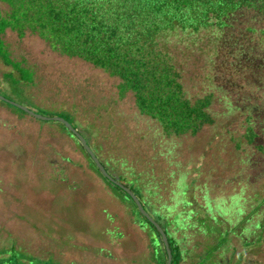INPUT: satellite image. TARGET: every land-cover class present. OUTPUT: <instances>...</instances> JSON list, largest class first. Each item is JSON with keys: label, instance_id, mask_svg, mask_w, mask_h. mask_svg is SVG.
<instances>
[{"label": "rangeland", "instance_id": "rangeland-1", "mask_svg": "<svg viewBox=\"0 0 264 264\" xmlns=\"http://www.w3.org/2000/svg\"><path fill=\"white\" fill-rule=\"evenodd\" d=\"M3 38L34 79L12 84L0 59V95L66 118L113 177L137 181L153 212L173 221L183 211L180 229L167 230L180 264H264V10L243 7L223 29L161 39L186 95H212L214 122L180 136L141 114L131 92L121 97L120 79L104 69L37 34L7 29ZM102 175L57 120L0 99V264H75L94 247L153 264L133 202Z\"/></svg>", "mask_w": 264, "mask_h": 264}, {"label": "trees", "instance_id": "trees-1", "mask_svg": "<svg viewBox=\"0 0 264 264\" xmlns=\"http://www.w3.org/2000/svg\"><path fill=\"white\" fill-rule=\"evenodd\" d=\"M0 1L9 7L6 11L0 9V59L13 69L6 74L12 84L32 83L34 73L22 61L11 57L3 35L7 29L15 31L20 38L28 32L37 34L52 49L69 57L81 58L118 77L119 95L123 97L131 92L139 112L158 122L168 136L196 134L205 125L212 124L214 117L210 112L212 95L195 99L186 95L180 71L169 52L161 46V39L176 31L197 33L211 27L223 29L228 26L230 17L243 7L264 10V0ZM59 123L72 134L65 124ZM247 136L252 141L254 132L251 127ZM84 137L91 146L89 136ZM91 148L97 152L96 148ZM259 149L264 151V146ZM100 161L109 172L108 164ZM104 178L133 202L138 213L135 219L148 232L151 245L157 252L158 264H166L167 252L155 226L141 214L124 190ZM114 178L132 189L167 235L170 225L180 229L178 221L185 214L183 211L170 221L150 209L148 198L139 190L134 178ZM168 240L172 250L170 264H180V244L175 243L173 236L168 235Z\"/></svg>", "mask_w": 264, "mask_h": 264}, {"label": "water", "instance_id": "water-1", "mask_svg": "<svg viewBox=\"0 0 264 264\" xmlns=\"http://www.w3.org/2000/svg\"><path fill=\"white\" fill-rule=\"evenodd\" d=\"M0 99L11 104L14 105L20 109H22L23 111L33 115L36 118L42 119V120H47V119H55L59 122H62L63 124H65V126L68 128V130H70L73 134L74 137H76V139L78 140V142L82 145V147L85 149V151L87 152V154L91 157V159L94 161V163L96 164V166L98 167V169L100 170V172L108 179L110 180L112 183H114L115 185H117L118 187H120L122 190H124L130 197L131 199L134 201V203L136 204L138 210L141 212V214L143 216H145L156 228V230L159 232L161 239L163 241V244L165 246L166 252H167V262L166 264H170L172 261V250L169 244V240H168V235L165 232L164 228L161 226V224L155 219V217L153 215H151L146 208L142 205V202L140 201V199L137 197V195L132 191V189L130 187H128L127 185H125L124 183H122L121 181L115 179L104 167V165L101 163V161L99 160V158L96 156V154L94 153V151L92 150V148L90 147L89 143L87 142L86 138L75 128L72 126V124L66 120L64 117H47V116H43L40 115L36 112H34L32 109L26 107L25 105L16 103L10 99H7L6 97L0 95Z\"/></svg>", "mask_w": 264, "mask_h": 264}, {"label": "crops", "instance_id": "crops-1", "mask_svg": "<svg viewBox=\"0 0 264 264\" xmlns=\"http://www.w3.org/2000/svg\"><path fill=\"white\" fill-rule=\"evenodd\" d=\"M118 234L120 233H115V235H118ZM118 236L121 237L122 234ZM84 250H88L92 252L91 257H89V260H83L75 264H145L146 262V261L141 262V260H144L143 257L140 260L133 259L131 261H129L128 259L122 258V257L114 258L113 255L109 251L104 250L103 247L101 248L94 247V248H89V249H84ZM153 264H158L156 258H154Z\"/></svg>", "mask_w": 264, "mask_h": 264}]
</instances>
